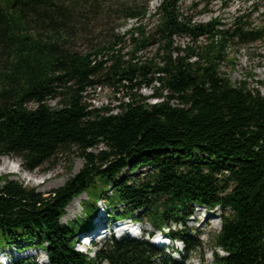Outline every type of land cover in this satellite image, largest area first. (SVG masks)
I'll list each match as a JSON object with an SVG mask.
<instances>
[{
  "label": "trees",
  "instance_id": "1",
  "mask_svg": "<svg viewBox=\"0 0 264 264\" xmlns=\"http://www.w3.org/2000/svg\"><path fill=\"white\" fill-rule=\"evenodd\" d=\"M182 2L152 11L150 0H0V162L35 171L59 156L83 161L47 194L14 180L0 186V249L38 248L48 264H185L202 248L186 222L203 207L221 211L214 248L226 256L214 253V264H264V95L222 71L230 51L264 44L263 7L198 23ZM129 21L136 26L122 35ZM128 37L126 59L118 47ZM111 88L127 101L88 103ZM82 195L85 220L63 225ZM101 200L110 220L169 228L182 261L166 254L174 248L130 236L95 244L94 256L77 251Z\"/></svg>",
  "mask_w": 264,
  "mask_h": 264
},
{
  "label": "rangeland",
  "instance_id": "2",
  "mask_svg": "<svg viewBox=\"0 0 264 264\" xmlns=\"http://www.w3.org/2000/svg\"><path fill=\"white\" fill-rule=\"evenodd\" d=\"M119 5H129L136 0H115ZM161 0H150V9L154 11L159 5ZM254 3L257 8L263 7L264 19V0H183L182 7L186 14L194 15L195 21L198 23H207L211 19L220 18L222 22L229 23L232 17H234L239 9H246ZM136 26V21H129L127 27L120 28V33L124 35L126 30H130ZM127 44L119 46L118 49L123 50V54L128 59V54L132 50L129 37L126 38ZM177 43L184 44V40H177ZM82 47V46H81ZM155 49L151 48L140 53L142 58H149L154 53ZM229 59L233 61L232 65H223L222 71L229 77L231 82L238 85L242 81H246L251 88H260L264 95V88L260 87L261 82H264V44H257L251 49H235L229 52ZM145 97H150L152 92L148 89L141 91ZM121 100L127 101L124 94L116 93L114 89H103L89 94L87 101L92 105L94 109H101L104 107L115 108L119 105ZM155 103V101H150ZM52 107L56 106V102L50 103ZM34 107V106H33ZM7 165L5 171L0 170V186H2L7 180H14L22 185L35 188L39 192L47 194L52 190L63 187L71 178H73L83 167V161L74 156L71 159H67L64 156L53 160L50 163L45 164L40 169L35 171H27L23 169L20 161L16 158H4L0 162V168L2 165ZM34 179V181H30ZM38 182V183H35ZM87 195H82L79 198L73 200V202L66 210V214L62 219L63 225L67 226L69 223L78 219L85 220L86 215L84 211L83 202L87 201ZM105 205V204H104ZM103 208V210L101 209ZM99 209L103 212H99L94 223L99 219L103 224H107L108 213L110 210L103 206V201L99 202ZM206 211V212H205ZM219 211H207L205 208L194 207L192 215L188 218L186 225L193 231V237L200 239L202 242V248L197 252L191 254L185 264H214V253H218L220 256H226L220 249L214 248V237L221 230L222 222L219 218ZM102 215L105 216L102 218ZM209 215H211L209 217ZM205 216H208L205 220ZM103 219V220H102ZM97 224V222H96ZM143 225V224H141ZM172 230L178 231L183 227L177 223L171 224ZM148 228H150L148 226ZM134 232L140 231V227L133 226ZM113 233L111 236L103 239L99 237L96 240V245L101 246L104 241L114 237L120 238L122 230ZM150 231V230H147ZM168 232V230H165ZM132 232L129 230V233ZM151 232V231H150ZM86 235L83 236L85 238ZM81 238L78 237L76 250L94 256V252L97 250L95 246H88L85 242H80ZM178 245L180 243H177ZM91 248V249H90ZM169 251L166 254L169 255ZM15 256V258H13ZM32 257L36 260L37 264H48L47 255L38 248H29L26 251H18V247H3L0 249V264H10L15 259ZM182 261V260H181Z\"/></svg>",
  "mask_w": 264,
  "mask_h": 264
},
{
  "label": "bare ground",
  "instance_id": "3",
  "mask_svg": "<svg viewBox=\"0 0 264 264\" xmlns=\"http://www.w3.org/2000/svg\"><path fill=\"white\" fill-rule=\"evenodd\" d=\"M1 165H2V164H1ZM6 169H8V168H7V165H2L1 168H0L1 171H5ZM30 181L32 182V181H34V179H30ZM35 183H38V182H35ZM67 210H69V208H67ZM210 216H211V215H209V217H210ZM207 218H208V216L205 218L204 221H206ZM219 218H220V216H219ZM220 219H221V218H220ZM223 252H224V251H223Z\"/></svg>",
  "mask_w": 264,
  "mask_h": 264
}]
</instances>
